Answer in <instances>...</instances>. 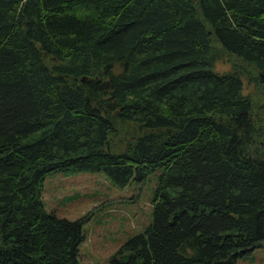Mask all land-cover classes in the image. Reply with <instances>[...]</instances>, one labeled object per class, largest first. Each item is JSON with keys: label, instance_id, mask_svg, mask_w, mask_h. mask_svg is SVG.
I'll list each match as a JSON object with an SVG mask.
<instances>
[{"label": "trees", "instance_id": "16d2710c", "mask_svg": "<svg viewBox=\"0 0 264 264\" xmlns=\"http://www.w3.org/2000/svg\"><path fill=\"white\" fill-rule=\"evenodd\" d=\"M66 168L154 181L107 264H227L260 245L264 0H0V264H83L84 216L40 195Z\"/></svg>", "mask_w": 264, "mask_h": 264}, {"label": "rangeland", "instance_id": "374dc122", "mask_svg": "<svg viewBox=\"0 0 264 264\" xmlns=\"http://www.w3.org/2000/svg\"><path fill=\"white\" fill-rule=\"evenodd\" d=\"M214 66L223 69L228 62L218 59ZM243 90L253 87L244 83ZM153 186L148 176L118 185L99 169L66 168L44 175L40 195L46 209L69 217L84 216L81 262L107 264L119 243L148 220ZM227 264H264V241Z\"/></svg>", "mask_w": 264, "mask_h": 264}, {"label": "water", "instance_id": "95a60500", "mask_svg": "<svg viewBox=\"0 0 264 264\" xmlns=\"http://www.w3.org/2000/svg\"><path fill=\"white\" fill-rule=\"evenodd\" d=\"M81 77H84V75H81Z\"/></svg>", "mask_w": 264, "mask_h": 264}]
</instances>
